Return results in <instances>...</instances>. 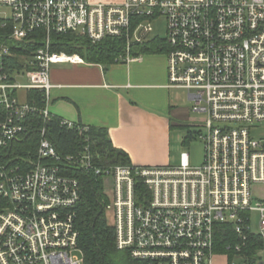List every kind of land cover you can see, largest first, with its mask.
I'll list each match as a JSON object with an SVG mask.
<instances>
[{"label": "built area", "instance_id": "2783aa9c", "mask_svg": "<svg viewBox=\"0 0 264 264\" xmlns=\"http://www.w3.org/2000/svg\"><path fill=\"white\" fill-rule=\"evenodd\" d=\"M164 17L169 89L184 90L204 144L199 166L182 154L179 166L99 168L89 147L63 157L44 127L37 153L0 167V264H85L76 207L81 184L73 169L103 179L105 212L116 247L145 264H264V140L252 136L264 125V0H0V22L12 25L11 40L28 44L43 33L42 46L25 58L30 70L5 72L11 48L0 46V151L27 135L25 122L39 111L47 122L51 66L83 64L77 54L54 52L53 34L124 41L126 57L143 45L152 22ZM38 39V38H37ZM34 38V40H37ZM25 77L27 82L20 83ZM19 89L44 94L45 107L22 103ZM68 129L76 123L61 120ZM87 126L79 130L87 131ZM259 215V231L251 229ZM237 236L220 252V226ZM250 234L261 240L253 255L244 252ZM224 245V244H223ZM223 249V248H222ZM231 253L233 257L231 258Z\"/></svg>", "mask_w": 264, "mask_h": 264}, {"label": "trees", "instance_id": "16d2710c", "mask_svg": "<svg viewBox=\"0 0 264 264\" xmlns=\"http://www.w3.org/2000/svg\"><path fill=\"white\" fill-rule=\"evenodd\" d=\"M12 25L4 26L0 22V46L7 45L11 48L12 57L5 64V72L11 77L17 72L30 70L25 58H31L42 46L43 33H39L27 44L12 41ZM34 38H38L34 40ZM51 49L54 52H65L77 54L92 64L111 66L120 58L126 57V45L124 41L105 39L98 44H92L85 36L75 34L56 35L51 37ZM168 52L165 40L156 38L143 45H136L131 50L132 57H139L142 54H165ZM27 102L43 109L45 97L41 91L30 90L27 95ZM7 111L0 106V125L7 119ZM29 128L27 135L21 140L13 143L8 149L0 151V167L11 162L16 165L21 159L34 156L37 153L40 141L41 130L45 127L48 140L54 144L58 153L63 157L78 155L86 147L90 148L94 164L99 168L113 166L132 165L129 155L114 146L109 138L108 131L104 128L88 127L87 131L79 130L84 125L76 124L73 129L61 125V119L51 117L47 122L39 114V111L28 116L25 122ZM193 137L192 131L188 130L184 138V144ZM71 176L79 179L81 184V199L76 207L77 226L80 232V247L85 256V264H145L143 261L134 259L129 252L120 251L116 247L115 232L109 224L106 212L103 179L88 171L73 169ZM217 240L220 252L226 250L228 240L233 244L237 243V236L232 234L229 226H220ZM249 245L243 248L244 252L253 255L261 247V240L256 235L250 234ZM224 244V245H223ZM223 248V249H222ZM233 253H231V258ZM251 264H255V258L251 257Z\"/></svg>", "mask_w": 264, "mask_h": 264}, {"label": "crops", "instance_id": "0c3cea01", "mask_svg": "<svg viewBox=\"0 0 264 264\" xmlns=\"http://www.w3.org/2000/svg\"><path fill=\"white\" fill-rule=\"evenodd\" d=\"M50 82L52 117L106 129L114 146L125 151L134 166H173L174 129H191L185 123L188 113L172 99V91L179 89L167 87L166 53L142 54L135 61L107 67L88 62L55 64ZM27 95L25 89L17 91L22 103Z\"/></svg>", "mask_w": 264, "mask_h": 264}, {"label": "rangeland", "instance_id": "374dc122", "mask_svg": "<svg viewBox=\"0 0 264 264\" xmlns=\"http://www.w3.org/2000/svg\"><path fill=\"white\" fill-rule=\"evenodd\" d=\"M96 1V0H93ZM101 1V0H100ZM102 2H114L121 3L123 0H102ZM153 31L149 35V40L156 38L165 40L167 37V22L164 17H160L152 22ZM20 83H26L25 77L19 79ZM172 99L178 105L180 109L186 110L188 113L186 117V125L191 129L193 137L188 143L184 144V138L187 134V130H181L180 128H175L172 141H171V165L179 166L181 163V158L183 153H187L190 158V162L194 166H199L203 161L204 154V144L200 137V128L198 123H201L204 118L202 116L198 117L192 112V104L189 102L187 97V92L184 90H173ZM253 138L257 140H264V125L256 126L252 130ZM254 193L257 197L264 199V184L257 185L254 187ZM259 215L257 213L252 214L251 229L254 233L259 231ZM218 262L224 264V259L219 258Z\"/></svg>", "mask_w": 264, "mask_h": 264}]
</instances>
